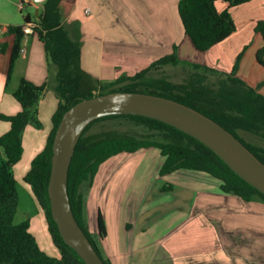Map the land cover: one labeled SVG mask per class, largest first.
<instances>
[{
    "label": "crops",
    "instance_id": "obj_1",
    "mask_svg": "<svg viewBox=\"0 0 264 264\" xmlns=\"http://www.w3.org/2000/svg\"><path fill=\"white\" fill-rule=\"evenodd\" d=\"M44 1L0 0V34L7 25H19L13 23L12 11L21 12L25 6L36 13L23 15V22L24 16L31 19L24 27L34 25ZM66 1L71 2V10L64 22L70 36L79 38L82 68L94 77L112 80L123 73L133 75L143 68L137 65L139 62L148 66L170 53L174 44L178 46L181 59L207 62L222 71H229L238 52L250 44L237 76L254 85L260 81L257 76L263 74L264 68L254 59V52L262 41L253 28L256 21L264 20V0H250L231 8L236 30L205 52L197 51L184 34L178 14L179 0ZM21 47L25 52L20 53L13 69L24 59L26 66L22 77L36 84L45 82L49 67L43 43L35 33H30L24 36ZM8 58L7 50L0 57V114H14L20 109L10 90H5ZM260 91L264 94V86ZM56 106L55 94L45 90L38 108L41 128L28 125L23 131L22 158L13 166L16 181H21L31 159L44 147ZM8 128V123L0 120V134ZM140 152L144 154L135 165L144 163L148 167L151 160H155V166L159 160L155 172L162 181L152 194L139 195L138 189L133 190V166L129 173L123 174L126 169L122 167V159L134 161L133 155ZM162 162L159 149L151 147L134 153H119L99 166L91 186L85 191V215L88 229L97 239L104 258L112 264H264V202L244 201L224 193L219 189V181L203 172L179 169L160 175ZM169 181L172 182L170 190L160 192L163 184ZM24 189L37 204L29 185ZM157 190L160 195L170 193V197L160 198L152 212L140 207L138 198L146 204ZM40 212L44 217L41 209ZM99 213L106 231L102 237L98 233ZM169 213L175 219L173 225ZM164 220H167L165 225ZM232 224L241 232L239 239L230 240V235L221 231L222 227ZM235 247H240L243 254L236 255Z\"/></svg>",
    "mask_w": 264,
    "mask_h": 264
},
{
    "label": "trees",
    "instance_id": "obj_2",
    "mask_svg": "<svg viewBox=\"0 0 264 264\" xmlns=\"http://www.w3.org/2000/svg\"><path fill=\"white\" fill-rule=\"evenodd\" d=\"M250 0H179L178 14L184 34L193 47L203 52L227 39L235 30L236 23L230 9ZM224 5L222 9H219ZM71 2L45 0L33 33L43 43L48 64L55 66L53 90L57 106L51 115V129L44 147L31 159L28 170L22 176L43 211L50 240L58 255H49L42 250L29 230V220L14 223L18 204L17 181L13 166L23 154L22 135L26 126H42L39 118V101L46 83L36 84L21 77L17 86L10 90L19 110L14 114H0V120L9 128L0 134V149L4 161L0 160V264H85L80 256L62 239L50 212L47 186L50 176L52 142L63 113L81 99L116 90L147 92L165 96L191 106L232 132L251 152L264 163V146L244 141L240 131L258 136L264 141V94L260 88L264 79L249 85L237 71L243 57L244 45L238 52L229 71L210 65L193 63L181 59L178 46L151 62L133 75L121 74L107 81L95 79L81 66L79 38L70 36L64 19L69 15ZM31 21L24 16V23L7 25L0 34V57L9 51L5 72V90L11 80L15 61L20 55L24 38V25ZM1 30V25H0ZM255 35L262 41L254 52V59L264 67V20L255 22ZM186 68L187 76L181 82L171 81L166 75H153L163 66ZM126 119L143 128L154 131L161 140L149 139L128 131L109 130L87 133L89 128L106 119ZM157 148L163 156L160 175L182 169L203 172L219 181V189L240 197L244 201L264 202V194L237 175L209 147L193 136L160 120L136 114H114L95 119L83 130L74 150L68 170V195L75 219L92 242L105 264L97 239L88 229L85 215V191L94 179L99 166L122 152L134 153L141 149ZM169 187H172L171 184ZM163 190L167 187H163ZM98 233L105 235L102 215H98Z\"/></svg>",
    "mask_w": 264,
    "mask_h": 264
},
{
    "label": "water",
    "instance_id": "obj_3",
    "mask_svg": "<svg viewBox=\"0 0 264 264\" xmlns=\"http://www.w3.org/2000/svg\"><path fill=\"white\" fill-rule=\"evenodd\" d=\"M114 114L154 118L193 136L264 194V163L232 132L203 112L177 100L147 92L116 90L81 99L63 113L56 128L47 192L50 212L63 241L85 264L105 262L74 217L68 195V170L86 126L97 118Z\"/></svg>",
    "mask_w": 264,
    "mask_h": 264
},
{
    "label": "rangeland",
    "instance_id": "obj_4",
    "mask_svg": "<svg viewBox=\"0 0 264 264\" xmlns=\"http://www.w3.org/2000/svg\"><path fill=\"white\" fill-rule=\"evenodd\" d=\"M27 12H29L31 15H34L36 13V11L34 9L27 7V6H25L21 12L19 10H17V11L13 10L12 11V14H14V20H13L14 22L13 23L23 24L24 23L23 22V15L27 14ZM14 25H16V24H14ZM248 48H250V44H248L246 46L244 53H243V57L241 59V62H242L244 55H245ZM203 52H205V51H203ZM195 54L197 55V52ZM241 62H240V64H241ZM193 63H195V62H193ZM199 64H201V63H199ZM137 65L143 66V68H145L147 66V64H145L144 62H139ZM204 65L212 66L211 64H207V62ZM25 66H26V64H25L24 59H21L20 61H18L17 66L14 67L15 70L13 69V71L11 73V82L8 85L9 90H11L17 86L19 78L23 76V73L25 71ZM6 67H7V65H6ZM48 67H49V70L46 69V75H47L46 79L47 80L45 81V83H46L45 90H49L53 94L54 93L53 86L56 83V81H55L56 69H55V66L53 64H48ZM261 67L264 68L263 66H261ZM143 68H141V69H143ZM259 71H261V70H259ZM262 73L263 74H260L261 76H257L258 78L260 77V80L264 79V69L262 70ZM187 74L188 73L186 72V68H183L181 66L166 65V66L159 68L157 70V72H155L153 75H158V76L166 75L171 81L181 82L187 76ZM94 78L99 79V80L103 79L102 81L108 80L105 78H102V79L97 78V77H94ZM38 84H43V83H38ZM40 128H37V129H40ZM109 130L128 131L130 133H135L137 135L145 136L149 139L161 140V136L158 135L157 133H155L154 131H149V130L143 128L142 126L136 125V124H134V123H132L126 119H123V118H121V119H116V118L106 119V120H102L100 122H97L89 128L87 133H97L98 134V133L106 132ZM239 135L246 142L254 143V144H260V145L264 146V141L261 140L258 136L254 135V134H251V133H248L245 131H240ZM143 154H144L143 152L136 153L135 155L132 154L133 155L132 158H135L134 161H131V158L122 159L123 164H124L122 167L124 169H126L123 174L126 175L127 173H129V171L132 169V166H133V177H132L133 190L138 189L137 193L139 195L146 194L148 192H150V194H152L153 189L158 187L161 184L159 182L162 181V178H160L158 176V172L157 173L155 172V168L158 166L159 160L157 161V164L155 166H154V164L156 163L155 160H151L148 167H145L144 163H139L138 165H135V162L137 161L139 156H141ZM0 160L4 161V154H3L1 149H0ZM128 166H129V168H128ZM134 175H136V178L134 177ZM20 180L21 181H17L18 204H17L15 216H14V223H19L23 220L28 219L29 225H30L29 230L34 235V237L37 240L40 248L42 250H44L45 252H47L49 255L57 256L58 252L50 240V237H49V234L47 231V227H46L45 219H44L43 215L41 214L38 205L35 204L32 197L26 193L24 186L26 187L27 185H25V183L22 181V179H20ZM170 182L171 181H169L168 183L165 182L159 191L160 192L161 191H163V192L169 191L170 190L169 185L172 183V182L171 183ZM163 187H167V189L163 190L162 189ZM159 191L157 190L156 193L154 192V196L151 198V200L148 203H146V204L142 203V199H140V197L138 198L137 203H140V207L148 208L149 211L152 212L155 208V204L158 203L160 198L170 195V193H165V194L160 195ZM168 218L170 220V224L173 225L174 224L173 222L175 221V219L173 218L172 214L169 213ZM166 222H167V220H164V225ZM153 223H155V221ZM221 231H226L228 233V235H230V236H228V238L230 240L239 239L241 236V232H239L237 229H235L234 224L229 225L228 228L222 227ZM234 249H235L236 255L243 254L240 247H235Z\"/></svg>",
    "mask_w": 264,
    "mask_h": 264
},
{
    "label": "built area",
    "instance_id": "obj_5",
    "mask_svg": "<svg viewBox=\"0 0 264 264\" xmlns=\"http://www.w3.org/2000/svg\"><path fill=\"white\" fill-rule=\"evenodd\" d=\"M23 30H24L25 35H28V34L32 33V28H31V26H25V27L23 28ZM24 52H25V49H24L23 47H21V48H20V53H24Z\"/></svg>",
    "mask_w": 264,
    "mask_h": 264
},
{
    "label": "clouds",
    "instance_id": "obj_6",
    "mask_svg": "<svg viewBox=\"0 0 264 264\" xmlns=\"http://www.w3.org/2000/svg\"><path fill=\"white\" fill-rule=\"evenodd\" d=\"M24 28V27H23ZM31 28H32V33H33V26H31ZM25 36V35H24Z\"/></svg>",
    "mask_w": 264,
    "mask_h": 264
}]
</instances>
